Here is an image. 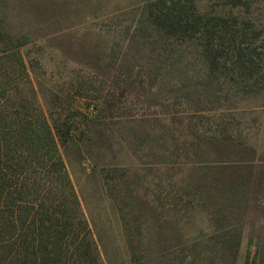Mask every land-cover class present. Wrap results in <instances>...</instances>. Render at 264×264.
Masks as SVG:
<instances>
[{
  "label": "trees",
  "instance_id": "16d2710c",
  "mask_svg": "<svg viewBox=\"0 0 264 264\" xmlns=\"http://www.w3.org/2000/svg\"><path fill=\"white\" fill-rule=\"evenodd\" d=\"M2 1L0 264H104L61 149L78 147L90 123L111 115L116 91L119 97L156 96L144 113L172 124L160 137L161 162L195 171L186 179L193 180L197 203L211 212V235L227 254L214 262L210 249L164 246L158 226L145 232L142 221L137 245L125 231L132 264H235L252 181L264 183V172L253 169L264 159L247 144L239 121L214 117L264 91V22L249 15L259 0H221L208 9L200 8L204 0H143L123 26L124 49L95 44L84 63L105 90L93 96L97 111L80 99L79 90H96L89 78L77 77L63 89L34 82L21 53L28 39L10 31ZM127 51L132 55L125 57ZM109 178L104 175L114 197ZM157 217H148L150 225ZM244 264H264V249L247 253Z\"/></svg>",
  "mask_w": 264,
  "mask_h": 264
},
{
  "label": "rangeland",
  "instance_id": "374dc122",
  "mask_svg": "<svg viewBox=\"0 0 264 264\" xmlns=\"http://www.w3.org/2000/svg\"><path fill=\"white\" fill-rule=\"evenodd\" d=\"M5 1L1 2L5 23L14 35L28 39L21 53L34 82L59 89L70 87L77 77L89 78L96 90H79L80 99L83 106H89V111L98 106L99 100L94 97L105 94L103 83L84 63L90 61L95 44L109 43L115 53L124 49L123 26L132 21L143 0ZM220 2L204 0L199 5L201 9H208L219 6ZM249 15L264 22V0L253 5ZM126 54L132 55L129 51L124 53L125 57ZM153 96L119 97L116 91L111 115L90 123L78 147L68 145L61 149L102 261L104 264H132L125 231L126 235L132 234L131 244L137 245L136 228L143 221L140 227L145 232L148 225L158 226L159 237H166L160 244L187 251L210 249L214 262L216 259L224 262L227 254L220 249L221 241L215 237L217 234L211 235V212L197 203L193 180L186 179L195 171L189 166L161 162L166 154L160 137L166 135L167 127L172 124L162 117L153 122L144 113L155 100ZM123 109L129 116H125L127 113L120 116ZM229 109L216 110L214 118L223 116L226 121L233 117L239 121L247 144L264 159V91L237 100L236 108ZM168 159L176 160L173 155ZM253 172L259 176L264 172V164L256 166ZM105 174L113 177L107 181L114 197L108 194ZM258 180L252 181L235 264H244L247 253L252 256L255 248L264 249V197L258 195L263 193L260 185L264 183ZM165 213L167 216L163 215ZM152 215L158 217L150 225L148 217Z\"/></svg>",
  "mask_w": 264,
  "mask_h": 264
}]
</instances>
